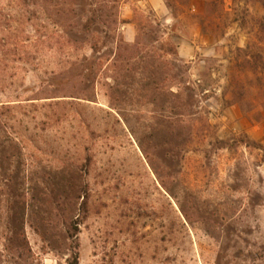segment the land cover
Returning <instances> with one entry per match:
<instances>
[{"label": "rangeland", "instance_id": "obj_1", "mask_svg": "<svg viewBox=\"0 0 264 264\" xmlns=\"http://www.w3.org/2000/svg\"><path fill=\"white\" fill-rule=\"evenodd\" d=\"M154 6L0 0V264H264V9Z\"/></svg>", "mask_w": 264, "mask_h": 264}, {"label": "crops", "instance_id": "obj_2", "mask_svg": "<svg viewBox=\"0 0 264 264\" xmlns=\"http://www.w3.org/2000/svg\"><path fill=\"white\" fill-rule=\"evenodd\" d=\"M154 1H156V0H148V2L150 3V5H151L154 9H157L156 6H154Z\"/></svg>", "mask_w": 264, "mask_h": 264}, {"label": "trees", "instance_id": "obj_3", "mask_svg": "<svg viewBox=\"0 0 264 264\" xmlns=\"http://www.w3.org/2000/svg\"><path fill=\"white\" fill-rule=\"evenodd\" d=\"M260 3H261V5H262V7H263V9H264V0H260ZM176 52H173L172 54H175ZM73 264H77V262H75V263H73Z\"/></svg>", "mask_w": 264, "mask_h": 264}]
</instances>
